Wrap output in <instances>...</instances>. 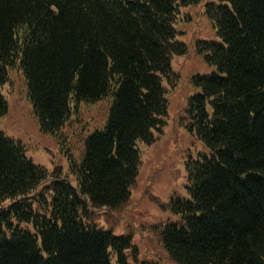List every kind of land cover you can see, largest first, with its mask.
<instances>
[{
    "label": "trees",
    "instance_id": "1",
    "mask_svg": "<svg viewBox=\"0 0 264 264\" xmlns=\"http://www.w3.org/2000/svg\"><path fill=\"white\" fill-rule=\"evenodd\" d=\"M200 1L0 0V119L10 68L54 136L79 103L109 99L103 125L70 158L73 179L34 162L0 128V264H114L113 253L128 264L130 236L92 213L128 201L138 142L162 130V80L186 51L180 7ZM204 13L217 38L196 44L214 69L193 77L187 110L206 151L185 162L187 195L169 202L180 222L159 235L178 264H264V0H208Z\"/></svg>",
    "mask_w": 264,
    "mask_h": 264
},
{
    "label": "rangeland",
    "instance_id": "2",
    "mask_svg": "<svg viewBox=\"0 0 264 264\" xmlns=\"http://www.w3.org/2000/svg\"><path fill=\"white\" fill-rule=\"evenodd\" d=\"M206 1L180 7L175 22L176 39L186 44V51L172 55V73L169 79L164 76L162 80L167 99L162 130L154 129L151 143L138 142L140 163L128 201L117 208H95L92 213L99 227L130 236L133 247L127 246L129 248L124 250L128 264H145L147 261L151 264H178L164 249L159 230L166 223L180 222L169 202L175 196L187 195L185 162L206 151L202 141L189 128L191 118L187 110L189 96L198 90L193 77L214 69L196 44L198 39L217 38L211 20L204 13ZM2 92L8 105L7 112L0 119V128L5 135L19 140L26 156L49 172L58 170L62 176L73 179L69 171L70 158L79 160L85 136L103 125L109 99L79 103L72 108L57 132L58 136H54L40 129L27 94L25 78L18 68L9 69ZM117 258L118 253H113L114 264H120Z\"/></svg>",
    "mask_w": 264,
    "mask_h": 264
}]
</instances>
